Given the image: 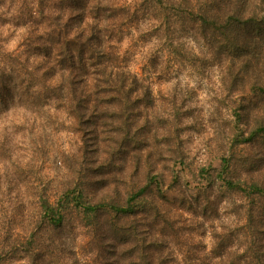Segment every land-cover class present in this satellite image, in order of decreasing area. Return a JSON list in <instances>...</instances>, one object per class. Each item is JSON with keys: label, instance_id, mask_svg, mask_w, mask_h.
Here are the masks:
<instances>
[{"label": "rangeland", "instance_id": "374dc122", "mask_svg": "<svg viewBox=\"0 0 264 264\" xmlns=\"http://www.w3.org/2000/svg\"><path fill=\"white\" fill-rule=\"evenodd\" d=\"M69 1L0 0V84L9 86L0 90V249L14 237L45 231L42 198L56 202L74 189L85 202L124 204L146 187L136 198L141 213L125 225L142 239L141 264L160 253L173 257L166 264L264 259V194L252 188H264V136L240 141L256 126L258 86L243 92L215 41L184 13V0L163 4L184 13L172 19L177 58L157 54L155 36L141 31L154 22L147 12L134 24L121 17L126 8L145 9L147 0H112L120 29L113 42L139 84L111 72L116 85L96 90L100 77L90 78L73 95L90 99L85 105L69 103L66 90L42 94L39 46L50 37L56 7ZM76 201L65 203L64 237L45 242L44 250L57 254L53 264H127L111 247L105 221L86 217ZM33 261L23 255L18 263Z\"/></svg>", "mask_w": 264, "mask_h": 264}, {"label": "trees", "instance_id": "16d2710c", "mask_svg": "<svg viewBox=\"0 0 264 264\" xmlns=\"http://www.w3.org/2000/svg\"><path fill=\"white\" fill-rule=\"evenodd\" d=\"M75 1H78L77 13H74L72 6ZM169 1L147 0L145 9L129 10L126 8L120 14L124 18L123 20L134 24L144 19L147 12L154 22L149 29L141 31L145 35L155 36L158 42L157 54L173 58L179 56V27L172 26V19L176 16L179 21L187 12L190 15H195L193 22L196 21L203 35L215 41L218 57L227 60L233 73L240 76L243 92L250 94L257 86L261 92L258 95L261 107L252 113L256 126H252L247 137L241 138L240 141H249L255 136H264V0H184V3L189 7V9H183L184 13L170 12V9H164L163 4L169 3ZM159 3L162 4L161 7ZM114 12L112 0H72V3L69 1L64 8L56 7L50 37L39 46L41 52L44 50L41 53L43 55L41 70L43 71L39 77L46 79L41 85L42 94H47L48 91L55 92V97H57L63 94V90H66L67 94L72 93L73 96L78 90L83 92L90 82V78L95 79L97 76L100 78L94 84L98 87L96 90L105 84L116 85L109 76L111 72L121 78H133L134 86L139 84L137 73L128 68L129 65L125 63L127 61L126 54L122 56L118 44L113 42L114 31L120 32V29H116L119 23ZM89 17L94 20L87 21L90 19ZM166 25L168 26L166 27ZM105 36H107L106 39ZM106 76L108 78L104 79ZM57 78L61 80L62 85L59 84ZM124 81L125 79L122 80V85ZM56 84L59 85L56 86ZM1 89H9V86L4 83L0 84ZM53 89H58V91ZM81 96L72 98L67 96V100L76 105H85L90 102V99H84ZM95 100L99 101L100 99L96 98ZM245 112L250 111L246 109ZM228 184L236 183L228 181ZM252 188L264 194V188L260 185L253 184ZM145 190L146 187H143L133 195L131 194L124 204L85 202L82 200V194L76 193L74 189H67L63 197L56 202L42 198L40 206L44 216L45 231L36 230L29 235L12 238L7 247L0 249V264L7 262L19 264L18 261L23 259V255L34 258L31 264H47V262L53 264V258L55 260L57 254L52 255L46 252L44 250L47 246L45 242L52 241L54 244L56 241L52 239L55 236L64 237L65 203L69 202L72 197L77 200L78 207L83 208L86 217L91 216L96 221L102 219V222L105 221L103 225L111 233L109 235L110 245L114 248L115 253L118 252V259L120 257L128 258L127 264H141V258L138 255L140 254L138 242H141L142 239H138V234L125 225L132 217L141 213L142 210L136 205L138 202L136 198L141 196ZM102 211H105L104 215L101 213ZM106 214L108 217L105 216ZM45 233L51 234V237L45 238L43 236ZM235 252L237 251L233 253ZM170 258L173 257L161 253L160 255L151 254L149 264H166L167 259ZM253 258L257 261L254 264H264L263 258L261 261L260 257L258 258L256 255ZM78 259L80 258L78 257ZM139 259L140 261H138ZM57 260V263L54 261L56 264H62L60 259ZM80 261H82L80 264L88 263L82 259ZM117 264H120V261Z\"/></svg>", "mask_w": 264, "mask_h": 264}]
</instances>
